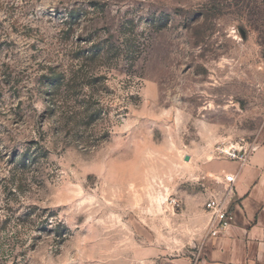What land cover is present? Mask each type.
Here are the masks:
<instances>
[{
  "label": "rangeland",
  "instance_id": "obj_1",
  "mask_svg": "<svg viewBox=\"0 0 264 264\" xmlns=\"http://www.w3.org/2000/svg\"><path fill=\"white\" fill-rule=\"evenodd\" d=\"M262 144L264 0H0V264L194 263Z\"/></svg>",
  "mask_w": 264,
  "mask_h": 264
},
{
  "label": "crops",
  "instance_id": "obj_2",
  "mask_svg": "<svg viewBox=\"0 0 264 264\" xmlns=\"http://www.w3.org/2000/svg\"><path fill=\"white\" fill-rule=\"evenodd\" d=\"M212 170L219 174L223 193L230 187L233 221L225 229L211 225L200 257L188 264H264V144L245 164L221 162ZM226 175H234L232 186L225 182Z\"/></svg>",
  "mask_w": 264,
  "mask_h": 264
},
{
  "label": "built area",
  "instance_id": "obj_3",
  "mask_svg": "<svg viewBox=\"0 0 264 264\" xmlns=\"http://www.w3.org/2000/svg\"><path fill=\"white\" fill-rule=\"evenodd\" d=\"M256 148H253L250 152L241 148L238 149H218L219 153L226 158H229L233 161L240 162L245 164L251 154L255 151ZM234 175H226L224 180L229 186H232L234 183ZM232 192L230 191V187L226 190L223 196L218 200L216 198H211L206 203L207 211L211 216V225L216 223V229H225L229 225H231L233 221V212L230 207V200H231ZM169 204L171 206H177V200L172 199L170 200ZM215 231H212V234L215 235Z\"/></svg>",
  "mask_w": 264,
  "mask_h": 264
},
{
  "label": "trees",
  "instance_id": "obj_4",
  "mask_svg": "<svg viewBox=\"0 0 264 264\" xmlns=\"http://www.w3.org/2000/svg\"><path fill=\"white\" fill-rule=\"evenodd\" d=\"M50 73H52V74H51V76H50V78H49V81H48L49 85H50V86H53V85H54V86H57V88H58L59 85H60V78H61L62 76H61L60 74H57V73L53 72V71H51ZM62 75H63V74H62ZM58 76H59V77H58ZM57 88H56V89H57ZM54 90H55V89H54ZM29 160H30V157L26 156V154H25V155H22V160H21V162H22L23 165L29 163ZM58 226H60V224H59ZM57 229H58V231H57L58 236H61V232H62V231H59L60 227H57Z\"/></svg>",
  "mask_w": 264,
  "mask_h": 264
},
{
  "label": "water",
  "instance_id": "obj_5",
  "mask_svg": "<svg viewBox=\"0 0 264 264\" xmlns=\"http://www.w3.org/2000/svg\"><path fill=\"white\" fill-rule=\"evenodd\" d=\"M188 160H189V157H186V158H185V161H188Z\"/></svg>",
  "mask_w": 264,
  "mask_h": 264
}]
</instances>
